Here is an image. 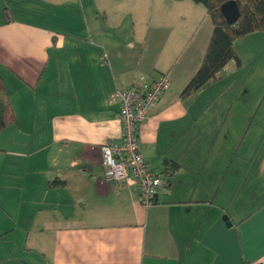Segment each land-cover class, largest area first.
Wrapping results in <instances>:
<instances>
[{
    "label": "crops",
    "instance_id": "obj_1",
    "mask_svg": "<svg viewBox=\"0 0 264 264\" xmlns=\"http://www.w3.org/2000/svg\"><path fill=\"white\" fill-rule=\"evenodd\" d=\"M199 5L0 0L15 116L0 132V264H264V96L220 81L180 98L212 32ZM238 41L230 76L250 59ZM161 74L170 87L138 136L168 183L145 208L103 180L100 147L122 135L110 95Z\"/></svg>",
    "mask_w": 264,
    "mask_h": 264
},
{
    "label": "built area",
    "instance_id": "obj_2",
    "mask_svg": "<svg viewBox=\"0 0 264 264\" xmlns=\"http://www.w3.org/2000/svg\"><path fill=\"white\" fill-rule=\"evenodd\" d=\"M107 59L104 54L102 60ZM170 84L169 76L161 74L150 82L116 89L109 97V104L118 107L122 135L120 141H107L100 147L102 177L105 182L134 186L145 208L153 206L158 192L167 187L168 175L157 174L146 164L139 149L138 130Z\"/></svg>",
    "mask_w": 264,
    "mask_h": 264
},
{
    "label": "trees",
    "instance_id": "obj_3",
    "mask_svg": "<svg viewBox=\"0 0 264 264\" xmlns=\"http://www.w3.org/2000/svg\"><path fill=\"white\" fill-rule=\"evenodd\" d=\"M180 1V0H176ZM203 5L212 23V32L201 65L180 93L182 100H187L210 83L222 78V70L230 61L237 67L240 61L234 51V42L247 35L264 31V0H191ZM228 1H234L239 9V17L234 24H229L222 16L220 8ZM15 122L10 107L5 85L0 78V132ZM168 168L174 173L178 165Z\"/></svg>",
    "mask_w": 264,
    "mask_h": 264
},
{
    "label": "rangeland",
    "instance_id": "obj_4",
    "mask_svg": "<svg viewBox=\"0 0 264 264\" xmlns=\"http://www.w3.org/2000/svg\"><path fill=\"white\" fill-rule=\"evenodd\" d=\"M200 10H204L202 5H199ZM205 11V10H204ZM203 12V11H202ZM238 41V40H237ZM237 50L241 56L250 55L248 66L235 75L230 76V71L234 65L233 61L226 66L223 71L225 76L222 80H217L214 83L223 82L220 86H224L228 82L236 81L235 88H241L242 83L246 82V86L250 88V93L257 98L264 96V31L253 33L239 39ZM246 57V56H245ZM223 76V77H224ZM219 87V86H218ZM236 91V89H235ZM257 93V94H256ZM252 96V95H251Z\"/></svg>",
    "mask_w": 264,
    "mask_h": 264
},
{
    "label": "water",
    "instance_id": "obj_5",
    "mask_svg": "<svg viewBox=\"0 0 264 264\" xmlns=\"http://www.w3.org/2000/svg\"><path fill=\"white\" fill-rule=\"evenodd\" d=\"M220 12L229 24H234L239 17V9L234 1H228L223 4L220 8ZM227 219L226 216L223 218L224 221H227Z\"/></svg>",
    "mask_w": 264,
    "mask_h": 264
}]
</instances>
